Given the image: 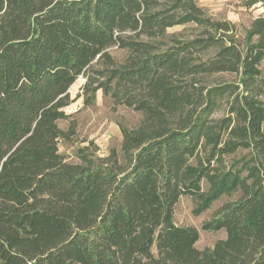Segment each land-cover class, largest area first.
<instances>
[{"label":"trees","instance_id":"obj_1","mask_svg":"<svg viewBox=\"0 0 264 264\" xmlns=\"http://www.w3.org/2000/svg\"><path fill=\"white\" fill-rule=\"evenodd\" d=\"M188 23L204 34L149 40ZM230 30L195 0H0V264H264V19ZM218 73L238 80L207 86ZM79 77L84 106L101 91L142 120L119 151L89 141L68 162ZM183 195L194 214L227 197L202 224L225 233L210 249L174 223Z\"/></svg>","mask_w":264,"mask_h":264},{"label":"rangeland","instance_id":"obj_2","mask_svg":"<svg viewBox=\"0 0 264 264\" xmlns=\"http://www.w3.org/2000/svg\"><path fill=\"white\" fill-rule=\"evenodd\" d=\"M196 3L206 12V16L211 20H225L229 22L231 30L228 36L236 41H243L244 37L253 29L254 24L259 19H264V0H195ZM204 30L196 25L188 23L176 25L167 28L163 35L158 38L149 39L159 45H169L174 40L187 41L204 34ZM208 32V31H206ZM212 34L214 33L211 30ZM144 40H148L142 37ZM215 49L208 50L204 56L211 55ZM116 63L124 61L128 52L123 49L111 48L109 50ZM261 76L264 78V58L259 63ZM237 75L231 73H218L205 76L204 82L207 86H213L223 83H236ZM84 79L79 77L69 88V93L74 102L66 109V113L73 114L71 118L76 121V128L73 137L69 140L60 139L58 141V151L66 157L68 162H77L75 152L79 147L85 146L89 141L97 147L96 153L106 155L110 148L119 151L121 142V133L119 126L133 128L142 120V114L131 108L119 105L112 108L111 99L102 94L96 93V99L93 105L84 106L80 94V86ZM226 100L219 99L218 105L211 115L212 123L215 124L226 114ZM58 125L63 130L68 127V121H59ZM244 151H239L243 154ZM245 153V152H244ZM227 197L213 202L207 209L199 214H194L196 200L189 196H180L173 207L172 219L179 226H194L199 232V238L195 247L199 250L210 249L214 243L224 238L223 230H203L202 224L210 220L216 210Z\"/></svg>","mask_w":264,"mask_h":264}]
</instances>
